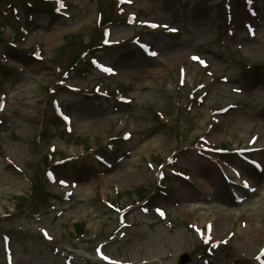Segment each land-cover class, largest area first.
Listing matches in <instances>:
<instances>
[{
  "label": "rangeland",
  "instance_id": "1",
  "mask_svg": "<svg viewBox=\"0 0 264 264\" xmlns=\"http://www.w3.org/2000/svg\"><path fill=\"white\" fill-rule=\"evenodd\" d=\"M40 1L0 0V264H264V0Z\"/></svg>",
  "mask_w": 264,
  "mask_h": 264
},
{
  "label": "bare ground",
  "instance_id": "2",
  "mask_svg": "<svg viewBox=\"0 0 264 264\" xmlns=\"http://www.w3.org/2000/svg\"><path fill=\"white\" fill-rule=\"evenodd\" d=\"M111 74H112V72L110 71V75ZM263 143H264V140L261 143V141H258V139H257V142L255 144V147H257V148L263 147L264 146ZM162 144L163 143L161 141L156 140V141L151 142L150 147L151 148H154L157 151L159 148L163 147ZM220 163H221V168L224 169V171H225L227 177H229V179H227V182H226V180L223 178V175H220L218 173V170L217 169L218 168L220 169V167H219L220 165L218 163H215L214 165L216 166V168H215L216 169V172H215V170L213 169L212 166L210 167L211 170L213 171V175H212V178H211V182L212 183H210V184H212V186H213V189H214L213 192H214V195L216 196V198L220 202H222V203H226V204H230L231 205L232 204L231 201H230L231 200L230 199L231 196L228 197V195H227V189L229 190V193L231 194V189H232V187L234 186V184L236 182H234V180H233L234 178L231 175V172H230L231 168H230V166H227V165L223 164L222 162H220ZM216 173H218V174H216ZM245 174H246L245 177H242L243 178V182L245 183V186L244 187H245V191H246V192H244V194L245 193L248 194L250 192V190H252V189L255 188L257 178L255 177V173L251 172L250 169H248V172H246ZM146 178L147 177L145 175L144 176V179H146ZM124 180H127V179H124ZM228 180H229V182H228ZM235 185H237V187H235L237 189L240 188V187L242 188V184H240V183L239 184H235ZM193 186L195 188L194 187H192V188L189 187V196L191 198H193V199L194 198L195 199H203L205 201L206 200L207 201L209 200V193H206L207 192L206 190L204 191L203 188L201 186H199V184H193ZM201 190H203V192H205L206 194L203 195V196H199V194L202 193ZM181 194H182V192H181ZM183 194H185V198L184 199L188 198V195H186V193H183ZM232 197H233L232 200H235V197L234 196H232ZM232 205H236V203H233ZM207 209H208V211H210V210L213 211L214 210L213 211V215H214L213 216V218H214L213 220L210 219V218H208V217H206L207 215H205V214H207V212H201L199 214L201 216L196 217V216L191 215V213H190L191 210H189V208H188L187 211H190L189 212V216L191 218H193L196 222H198L199 225H203V222H205L204 224H206V223L207 224H210L209 226H211L212 231H214L216 233H219L220 231H222L225 228V226H227L229 223H232L233 222V219H234V216H235L234 214H222V213H220L218 211H215V209L212 206L211 207H208ZM257 213H258V211L256 209L253 210V213H252L251 218L253 216H255ZM251 218H250V221L253 220ZM248 229H249L248 230L249 233L250 232L251 233L256 232V235L254 237V240L256 242L259 241V239H260L261 236H258L259 235L258 234V232H259L258 226L252 224L251 226H249ZM221 264H225V263L222 262ZM228 264H231V261H229Z\"/></svg>",
  "mask_w": 264,
  "mask_h": 264
},
{
  "label": "snow or ice",
  "instance_id": "3",
  "mask_svg": "<svg viewBox=\"0 0 264 264\" xmlns=\"http://www.w3.org/2000/svg\"><path fill=\"white\" fill-rule=\"evenodd\" d=\"M151 27H153V28H156L157 27V25H155V24H153V25H151ZM170 30H172V31H175V29H170ZM153 55H155V53H153ZM194 59H196L195 57H194ZM201 63H203V61H201ZM105 71H111V69H105ZM161 215H163V213L161 212Z\"/></svg>",
  "mask_w": 264,
  "mask_h": 264
},
{
  "label": "trees",
  "instance_id": "4",
  "mask_svg": "<svg viewBox=\"0 0 264 264\" xmlns=\"http://www.w3.org/2000/svg\"><path fill=\"white\" fill-rule=\"evenodd\" d=\"M36 189V188H35Z\"/></svg>",
  "mask_w": 264,
  "mask_h": 264
}]
</instances>
